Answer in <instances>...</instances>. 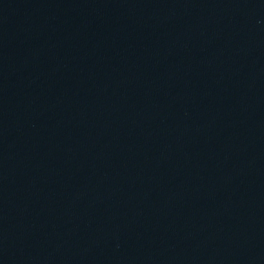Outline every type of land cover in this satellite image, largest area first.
Wrapping results in <instances>:
<instances>
[{
  "label": "water",
  "instance_id": "water-1",
  "mask_svg": "<svg viewBox=\"0 0 264 264\" xmlns=\"http://www.w3.org/2000/svg\"><path fill=\"white\" fill-rule=\"evenodd\" d=\"M0 264H264V0H0Z\"/></svg>",
  "mask_w": 264,
  "mask_h": 264
}]
</instances>
